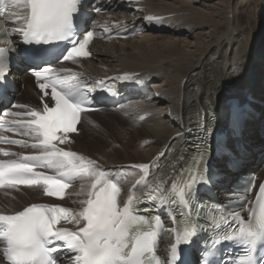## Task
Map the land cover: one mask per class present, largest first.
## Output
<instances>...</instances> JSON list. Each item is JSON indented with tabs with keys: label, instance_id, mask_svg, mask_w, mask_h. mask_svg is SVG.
<instances>
[{
	"label": "snow or ice",
	"instance_id": "snow-or-ice-1",
	"mask_svg": "<svg viewBox=\"0 0 264 264\" xmlns=\"http://www.w3.org/2000/svg\"><path fill=\"white\" fill-rule=\"evenodd\" d=\"M84 2L0 0V29H3V18L9 7L25 11L24 15L12 13L15 18L9 20L20 26L12 29L13 36L7 46L0 47V82L9 73V54L19 52L30 65L39 89L44 96L49 95L47 90L50 89L53 101L52 106L44 103L41 109L5 113L14 119L0 123V128L7 124L9 131L26 139L0 134V143L20 145L30 151L17 153L0 148V153L9 157L0 159V187H42L46 195L63 198L72 180L90 181L87 198L81 202L78 213L57 204L39 203L11 213L0 212L3 259L7 264H193L182 252V246H191L200 231H207L198 214L193 216V205L197 203L201 187L212 184V137L221 121L231 132H235L240 127L244 106L234 99L231 103L225 102L222 106L206 110L207 119L199 125L201 137L193 149V163L184 172L186 179L179 184H171V192L160 188L153 194V190L147 193L145 200L129 194L121 202V188L114 182L118 174L102 170L96 160L71 148L74 143L71 136L78 134L81 113L86 111V105H92L90 96L106 90V81L100 80L95 86L86 85L71 69L50 67L55 60L76 63L78 58L90 55L88 45L94 32L87 27L89 14L83 13ZM92 11L101 9L93 7ZM82 13L84 30L80 38L81 24L78 20ZM143 19L148 23L160 22V18L153 15H146ZM104 31L110 33L108 28ZM15 40L23 46L21 49H17ZM60 43L66 45L62 51L58 49ZM53 56H56L54 61L51 59ZM111 79L121 83H145L143 79H138L137 73L130 72ZM5 88L6 85L0 83V93ZM107 91L111 92V89ZM12 107L27 108L26 105ZM217 147L226 159H230L226 141H220ZM152 166L151 162L134 165L143 173L141 181L149 176ZM45 170H51L52 174ZM247 191H251V186ZM177 200L187 211L180 213L179 224L176 217H172L174 226L167 231L174 236V241L170 244L166 262H162L154 253L157 233L162 229V218L159 214L149 218V214L157 201L166 205L176 204ZM242 211L230 212L222 222L213 221L208 227L219 230L223 223L226 231L215 243L230 242L245 249L246 254L236 264H264V255H258V251L264 249V184L259 187L255 204L247 210V219ZM61 221L74 223L76 228L59 226ZM58 253L63 254V259ZM195 264H203V261ZM221 264H230V259L226 258Z\"/></svg>",
	"mask_w": 264,
	"mask_h": 264
},
{
	"label": "bare ground",
	"instance_id": "bare-ground-1",
	"mask_svg": "<svg viewBox=\"0 0 264 264\" xmlns=\"http://www.w3.org/2000/svg\"><path fill=\"white\" fill-rule=\"evenodd\" d=\"M220 4L232 9L234 21L247 25L233 26L231 33L225 32L234 22ZM254 4L259 10L250 7ZM134 5V15L144 25L145 32L122 41L126 45L119 47L115 43L99 45L97 60L83 61L75 66L87 78L107 74L118 77L124 72L153 77L155 93L152 103L136 102L124 107L132 124L141 117L145 120L127 135L129 143L139 139L138 144L132 147L126 142L110 152L104 150V137L97 130L98 122L102 121L101 116L116 115V111L105 109L84 114L83 124L89 119L97 126L90 129L87 136H75L78 146L73 148L84 156L96 157L106 167L149 163L171 145L179 152L173 154L177 160L184 154L179 142L194 136L187 135L188 129L195 133L198 125L207 119L202 109L222 106L234 99L243 103L249 94L253 95L249 99L251 103L258 101L252 105L259 116L247 122L244 141L248 144L259 141V129L264 134V0H239L236 5L244 8L243 12L235 10L231 0H135ZM12 12L23 15L21 9L15 8ZM123 15L128 18L126 13ZM146 15L159 17L160 22L148 23L143 19ZM164 26L170 28L168 33H162ZM206 30L213 39L203 37ZM191 33H194L193 41L184 37L180 39V36ZM228 49L229 57L226 54ZM160 78L167 79L166 83L159 84ZM23 79L26 89L18 99L23 103L34 101L39 92L30 76H23ZM179 133L181 136L176 135ZM80 143L99 147L100 151L90 153L82 149ZM88 185L89 182H81L74 187L70 191L72 196L65 203L80 208ZM37 200H41L37 189L4 190L0 192V212L19 210Z\"/></svg>",
	"mask_w": 264,
	"mask_h": 264
},
{
	"label": "rangeland",
	"instance_id": "rangeland-1",
	"mask_svg": "<svg viewBox=\"0 0 264 264\" xmlns=\"http://www.w3.org/2000/svg\"><path fill=\"white\" fill-rule=\"evenodd\" d=\"M155 1H157V0H155ZM166 1H171V0H166ZM231 1L233 3L234 9L236 8L235 10L241 11V12L244 11V8L242 10V8L239 5H236L239 2V0H231ZM193 5H195V4H193ZM219 6H221L224 11L228 12V14L231 17L232 22H234V23L231 24L232 25L231 28L227 29L225 32L231 33L234 30L233 29L234 27L241 28V26L247 25V23L243 24V22H242V23L239 24L238 22L234 21L233 13L230 11V10H232L231 8L228 9L225 6L221 5V4ZM250 7H252L253 10H259V8L257 6H255V4L253 6H250ZM250 15H251V13H250ZM162 33H165V32H162ZM166 33H168V31ZM193 35H194V33L186 34V35L180 36V39L184 37V39H186V40H192L193 41L194 39L191 38V37H193ZM203 37L207 38V40L213 39L211 34H210V32H208V31L204 34ZM122 45H126V44H122ZM224 45H226V43ZM189 49L192 50V51L194 50L193 48H189ZM229 52H230V50L228 49L227 52H226L227 57L230 56ZM218 63H219V65H222L221 59H218ZM161 78L159 80V84L163 83V82L166 83L167 79H165V78L161 79ZM31 102H38L37 97H36V99L34 101H31ZM125 113H126V109L122 108L119 111H116V115H112V116L104 115V116H101L102 118L100 120H102V121L98 122L99 125H98L97 130L104 137V142H105L104 150L107 151V152H110L112 148H117L118 149L119 147L123 146L126 142L129 143L128 142L129 138L127 136L128 133H130L129 131H132V128L136 129V127H138L137 125H139L141 123V122H139L137 120V121H133L134 124H132L131 123L132 120L130 118H128L127 115H125ZM96 126L97 125L92 123V122H90L89 119H86V123H84V125H83V132L80 134V136L81 135L82 136H87L89 134V130L90 129H94ZM137 141H139V139L138 140L135 139L133 141L130 140L129 145L134 147V146H136L138 144ZM77 142H78V139H76V142H74V147L78 146ZM109 143L111 144L110 146H109ZM80 144H81L80 147L82 149L84 148V149L88 150L90 153L98 154L99 151H100L99 147L97 148V147H94V146H89V145H87L85 143H80ZM143 145H145V142L143 143Z\"/></svg>",
	"mask_w": 264,
	"mask_h": 264
}]
</instances>
